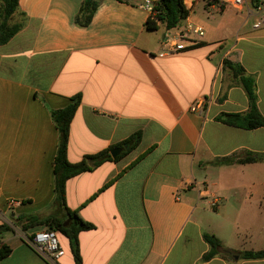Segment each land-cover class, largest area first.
<instances>
[{
	"label": "crops",
	"instance_id": "obj_1",
	"mask_svg": "<svg viewBox=\"0 0 264 264\" xmlns=\"http://www.w3.org/2000/svg\"><path fill=\"white\" fill-rule=\"evenodd\" d=\"M83 2L19 0L12 22L23 28L0 46V226L56 212L59 132L51 111L80 95L71 163L142 135L120 160L66 184L69 209L94 226L79 234L82 264H264L236 254L264 250V160L238 163L264 154V128L219 121L250 108L225 61L256 80L264 116V28L244 19L242 30H250L226 44L218 29L199 23L206 30L199 44L161 57L158 30L167 28L148 30L139 0H98L90 25L80 27ZM187 20L195 22L192 14ZM198 101L204 108L192 112ZM229 158L236 161L216 164ZM205 233L235 254L205 261ZM59 237L66 252L59 264H77L70 241ZM0 241L12 250L0 264H49L13 228Z\"/></svg>",
	"mask_w": 264,
	"mask_h": 264
},
{
	"label": "trees",
	"instance_id": "obj_2",
	"mask_svg": "<svg viewBox=\"0 0 264 264\" xmlns=\"http://www.w3.org/2000/svg\"><path fill=\"white\" fill-rule=\"evenodd\" d=\"M202 1L205 7L211 4H219L222 8L226 7L219 0ZM98 4V0H84L76 16V24L80 27L90 25ZM18 8L19 0H0V46L7 45L23 28L22 23L12 22ZM193 8L187 6L184 0H159L156 7L157 15L155 20H148L147 29L150 31L158 30L160 24H164L169 30L175 29L190 17ZM224 66L233 68L240 77V83L247 93L250 108L246 113L226 114L219 121L226 125L245 130L264 128V116L258 108L256 80L253 77L245 76V70L241 66H233L229 61H225ZM80 104L81 96L76 95L66 108L51 111L52 120L59 132L58 151L54 161L55 198L52 203V207H55L56 212L46 217L27 215L19 217L16 221V225L23 231L36 227H44L49 231L58 232L60 235L66 237L70 241L71 250L77 264H82L79 234L83 231L92 230L94 226L81 219L76 211L69 209L66 202V184L68 180L84 172L92 171L107 161L120 160L127 153L136 149L142 140L141 133H136L114 148L95 155L86 156L81 162L71 163L68 160L70 126ZM116 148H124V150L114 159L111 156V151ZM263 160L264 154L246 155L244 158H240L238 163L246 164ZM235 161L236 159L229 158L218 160L216 164H233ZM9 230H11V227L8 225L0 226V234ZM204 240L210 246L209 252L204 256L205 261H210L217 256L228 259L235 254L232 251L223 249L221 241L215 235L205 233ZM11 252V248L0 241V261L7 258ZM236 254L243 260H264V250L243 251Z\"/></svg>",
	"mask_w": 264,
	"mask_h": 264
},
{
	"label": "built area",
	"instance_id": "obj_3",
	"mask_svg": "<svg viewBox=\"0 0 264 264\" xmlns=\"http://www.w3.org/2000/svg\"><path fill=\"white\" fill-rule=\"evenodd\" d=\"M189 7L195 6L200 0H184ZM228 8L234 9L238 14L244 16L247 24L251 19H256L253 23L254 30L264 28V0H219ZM140 7L149 12L150 20H155L157 15V3L159 0H139ZM210 9H216L217 5L211 4ZM206 35L203 26L187 20L175 29H167L161 41V57H166L175 53L185 51L188 47L199 44V40ZM204 101H198L191 107L192 112L203 109ZM21 202L11 200L10 207L20 206ZM22 240L40 255L49 264H59V261L65 255V249L60 242V234L47 229L29 232L21 228L12 226Z\"/></svg>",
	"mask_w": 264,
	"mask_h": 264
},
{
	"label": "rangeland",
	"instance_id": "obj_4",
	"mask_svg": "<svg viewBox=\"0 0 264 264\" xmlns=\"http://www.w3.org/2000/svg\"><path fill=\"white\" fill-rule=\"evenodd\" d=\"M191 12L194 23H200L207 29H218L226 44L234 43L235 38L244 35L251 28V24L242 30V23L244 17L238 14L234 9L230 7L222 8L221 5H217L216 9H210L205 7L202 0L193 6ZM159 34H165L166 30L164 26H160L158 30ZM41 229H46L41 227Z\"/></svg>",
	"mask_w": 264,
	"mask_h": 264
},
{
	"label": "water",
	"instance_id": "obj_5",
	"mask_svg": "<svg viewBox=\"0 0 264 264\" xmlns=\"http://www.w3.org/2000/svg\"><path fill=\"white\" fill-rule=\"evenodd\" d=\"M123 152V148H117L111 151V156L115 159ZM66 225V224H65Z\"/></svg>",
	"mask_w": 264,
	"mask_h": 264
}]
</instances>
